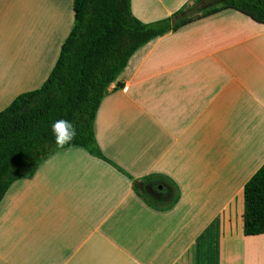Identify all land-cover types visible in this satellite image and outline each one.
I'll return each instance as SVG.
<instances>
[{
	"label": "crops",
	"instance_id": "crops-1",
	"mask_svg": "<svg viewBox=\"0 0 264 264\" xmlns=\"http://www.w3.org/2000/svg\"><path fill=\"white\" fill-rule=\"evenodd\" d=\"M73 1L0 0V112L32 88L30 56L7 47L30 40L33 6L49 38L41 71L52 63L39 89ZM189 1L130 10L151 23ZM93 130L111 164L61 148L8 188L0 264H264V234H243V189L264 164L263 24L226 9L151 39L107 87Z\"/></svg>",
	"mask_w": 264,
	"mask_h": 264
},
{
	"label": "trees",
	"instance_id": "trees-1",
	"mask_svg": "<svg viewBox=\"0 0 264 264\" xmlns=\"http://www.w3.org/2000/svg\"><path fill=\"white\" fill-rule=\"evenodd\" d=\"M226 9L264 25V0H190L170 18L151 23L133 16L130 0H74L73 28L47 79L0 112V201L12 183L32 176L61 149L51 131L55 120L76 126V138L63 148L81 147L109 162L96 144L94 118L130 56L157 36ZM243 198L244 236L264 234V164L246 182Z\"/></svg>",
	"mask_w": 264,
	"mask_h": 264
},
{
	"label": "rangeland",
	"instance_id": "rangeland-1",
	"mask_svg": "<svg viewBox=\"0 0 264 264\" xmlns=\"http://www.w3.org/2000/svg\"><path fill=\"white\" fill-rule=\"evenodd\" d=\"M38 7H34L33 6V11L31 12V14H29V24L31 25V28H30V40H28L26 38V35H28V31H25V32H22V33H25V36L23 35V39H24V45L23 47H7L8 51H12L13 53H15L16 55H24L25 58H27V56H30V67H31V74H32V82L30 83V87L31 90H35L37 89L38 87L35 83V81H39V79L43 76L44 74V71L46 69H50L51 67V61L48 62L43 71L42 70V67H43V59L47 56H49V54H47L48 52V47L47 45L48 44V32L44 29V27H40L39 25L36 24V22L34 21V17H35V14L38 13ZM28 14H25V18H27ZM25 23H28L27 21ZM49 26V25H48ZM26 24H25V29H26ZM11 33L13 35H17V34H20V32H18L17 30H11V31H8V34L11 35ZM15 42V41H14ZM0 47L2 48V44H0ZM49 53V52H48ZM50 58V57H49ZM52 58V57H51ZM38 69V74H36L34 76V73L37 71ZM36 78V79H35ZM148 191H151V196L154 197L157 193V190L154 187L152 188H149L147 189ZM153 193V195H152ZM147 195H145L146 197ZM150 197V196H149ZM161 199V197H159ZM150 199L152 200V198L150 197Z\"/></svg>",
	"mask_w": 264,
	"mask_h": 264
},
{
	"label": "clouds",
	"instance_id": "clouds-1",
	"mask_svg": "<svg viewBox=\"0 0 264 264\" xmlns=\"http://www.w3.org/2000/svg\"><path fill=\"white\" fill-rule=\"evenodd\" d=\"M51 131L55 139V144L59 148L70 144L77 135L75 124L66 119L55 120L51 125Z\"/></svg>",
	"mask_w": 264,
	"mask_h": 264
}]
</instances>
